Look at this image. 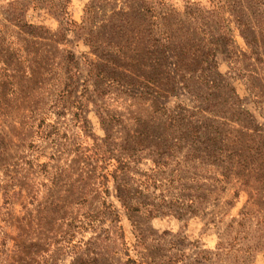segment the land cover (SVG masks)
Segmentation results:
<instances>
[{
    "label": "rangeland",
    "instance_id": "1",
    "mask_svg": "<svg viewBox=\"0 0 264 264\" xmlns=\"http://www.w3.org/2000/svg\"><path fill=\"white\" fill-rule=\"evenodd\" d=\"M262 173L264 0H0V264H264Z\"/></svg>",
    "mask_w": 264,
    "mask_h": 264
},
{
    "label": "trees",
    "instance_id": "2",
    "mask_svg": "<svg viewBox=\"0 0 264 264\" xmlns=\"http://www.w3.org/2000/svg\"><path fill=\"white\" fill-rule=\"evenodd\" d=\"M212 89L213 90H219V88H216V87H212ZM193 115H195V114H193ZM168 120L170 122L169 127H171L173 131L179 128L180 121L176 119V116L171 115L168 117ZM193 129L194 128H191V130H193ZM193 137L195 138V135ZM181 138L182 137L180 136L179 138H176V139L174 138V139L176 140V142H177V139H179V142H180ZM196 138H198V137H196ZM214 151H216V155H217L216 156L215 169H216V173L218 175V179H217L216 183H218L220 185L219 190H220V192H222L225 190L226 186L229 185L230 175L231 174L238 175V174L242 173V171L245 170V167L241 166V164H239L241 168L234 170V173H233V167H234L233 161L230 160V156L228 154H226V150L225 149H218V150H214ZM256 177H257L256 179H257L258 183H260L258 177L264 181V174L263 173H262V175H258ZM258 198L260 200L264 199V185H262L260 188ZM259 223L264 225V215L261 219H259Z\"/></svg>",
    "mask_w": 264,
    "mask_h": 264
}]
</instances>
